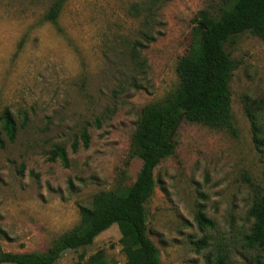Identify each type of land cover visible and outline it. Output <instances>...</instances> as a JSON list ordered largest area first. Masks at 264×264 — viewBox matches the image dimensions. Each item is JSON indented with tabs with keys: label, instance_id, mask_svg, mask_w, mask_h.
<instances>
[{
	"label": "rangeland",
	"instance_id": "obj_1",
	"mask_svg": "<svg viewBox=\"0 0 264 264\" xmlns=\"http://www.w3.org/2000/svg\"><path fill=\"white\" fill-rule=\"evenodd\" d=\"M55 1L0 0V117L11 109L19 127L16 140L0 146V245L8 252L47 251L96 195L134 183L142 161L131 145L141 110L177 89V64L195 43L198 14L217 18L227 0H160V16L147 24L157 40L139 51L144 72L132 60L143 27L132 8L146 0H67L54 24L46 13ZM228 49L237 63V135L183 121L175 154L155 172L146 209L163 264H264V252L245 241L255 196H264V152L246 108L264 132V40L247 33ZM56 146L67 149L68 167L50 161ZM200 213L212 225L201 227ZM99 251L108 264H126L118 226L56 264Z\"/></svg>",
	"mask_w": 264,
	"mask_h": 264
},
{
	"label": "trees",
	"instance_id": "obj_2",
	"mask_svg": "<svg viewBox=\"0 0 264 264\" xmlns=\"http://www.w3.org/2000/svg\"><path fill=\"white\" fill-rule=\"evenodd\" d=\"M66 2L56 0L46 13L47 21L57 24ZM159 3L160 0H146L132 8L136 16L142 17L143 23L132 51V60L141 72L146 70L147 61H139V51L149 47L158 37L157 30L147 24L160 16L154 11ZM195 23V43L177 64L179 86L163 103L146 105L141 110L131 145V156L142 161L134 183L96 195L89 207L80 208L79 223L45 252L14 253L5 251L0 245V264H56L66 252L91 246L100 234L115 225L121 233L126 264H163L161 251L149 236L146 209L156 186V169L163 160L175 154L176 133L183 121L237 135L231 90L237 63L228 48L235 46L237 39L247 33L264 40V0H227L219 17L212 18L201 11ZM246 108L256 147L264 152L263 128L257 115ZM0 122V146L6 144L5 138L14 142L19 127L11 109L3 111ZM81 138L83 147L88 148L91 140L88 132H83ZM73 150H78V142L74 143ZM57 160L69 166L64 146H56L51 151L50 161ZM250 217L253 224L245 237L246 244L264 252V196H255ZM197 220L201 227L212 225L203 213ZM206 244L204 238L198 245L204 248ZM75 264L108 262L104 252L99 251L88 259L82 253Z\"/></svg>",
	"mask_w": 264,
	"mask_h": 264
}]
</instances>
